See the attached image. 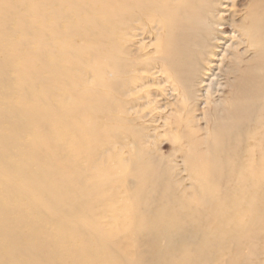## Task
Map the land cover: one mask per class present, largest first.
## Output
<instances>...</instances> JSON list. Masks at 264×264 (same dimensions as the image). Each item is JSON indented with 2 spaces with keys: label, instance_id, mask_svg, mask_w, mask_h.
I'll list each match as a JSON object with an SVG mask.
<instances>
[{
  "label": "bare ground",
  "instance_id": "6f19581e",
  "mask_svg": "<svg viewBox=\"0 0 264 264\" xmlns=\"http://www.w3.org/2000/svg\"><path fill=\"white\" fill-rule=\"evenodd\" d=\"M83 2L62 3L76 8L73 30L60 34L82 44L67 47L69 60L42 65L46 83L34 88L32 73L23 83L44 108L16 111L30 126L22 132L37 127L36 140L7 178H21L41 208L55 206L78 224L84 241L115 243L133 230L131 217L141 207H169L166 230L176 252L152 251L149 264H211L214 249L232 242L255 261L264 253V0ZM76 15L88 18L78 23ZM13 138L1 141L3 151ZM165 142L168 156L158 154ZM33 151L46 154L34 159L43 165L38 172ZM48 154L58 160L51 163ZM183 175L191 177L187 187ZM105 178L115 180L100 184ZM128 179L136 188L118 203L114 195ZM155 234L158 240L162 228ZM6 237L8 250L20 253L16 263H54H42L51 250L47 239L33 248ZM128 251L117 254L143 264V255Z\"/></svg>",
  "mask_w": 264,
  "mask_h": 264
},
{
  "label": "rangeland",
  "instance_id": "374dc122",
  "mask_svg": "<svg viewBox=\"0 0 264 264\" xmlns=\"http://www.w3.org/2000/svg\"><path fill=\"white\" fill-rule=\"evenodd\" d=\"M66 1H0V254L3 256L0 259V264H24V262L16 263L21 258L19 251L8 250L7 244L10 242V238L6 237L7 233L25 240L26 244H31L33 248L36 247L38 241L47 239L51 250L42 258V263L54 261L53 264H126L125 256L122 258L118 256L117 252L129 248L128 252L131 256L137 258V256L143 255L142 263L149 264L153 260L152 251L165 252V256L176 252L171 246L175 242H171L172 236L166 230L169 224L164 213L171 210L169 207L160 209L148 205L141 207L139 215L131 217L133 230L120 234L118 236L120 239L115 243L102 241L97 236L84 241L82 235L78 234L80 229L78 224L55 211V206L50 205L47 210L41 208L38 204L39 196L37 193L30 194V190H25L21 185V178L18 180L7 178V176L10 177L7 174H12L14 170L22 166L23 157H26V152L35 144L36 140L37 127L31 128L28 132H22L24 128L27 130L26 127L30 128V126L27 123H24L25 126L21 125L23 123L18 117V108L20 107L26 113L31 110L37 112L44 108L42 99L37 98L38 95H31V98L26 96L27 92L23 83H29L27 77L31 73L33 76L30 83L34 84V88L38 87L37 83H46L49 71L42 70V65L51 67L63 58L69 60L71 57L68 55L69 52L67 53V47L82 44L78 36L66 39L60 35L73 30L74 22H72L71 13H74L76 5H72L75 7L74 9L72 6L62 5ZM15 2L17 3L15 4ZM86 2L93 4L92 0H86ZM86 2H83L82 6L86 5ZM86 18L88 16L76 15L75 20L82 23ZM89 36L93 35L89 34ZM62 64L64 65V63ZM12 134L14 135L11 141L12 147L8 151H3L1 141ZM38 135L40 139L45 138L43 130ZM163 138L167 139V137ZM164 144L166 142L160 147L161 151H158V154L163 153L168 156L172 151L168 146L163 148ZM150 148L156 152V147ZM45 156L46 154L42 151L31 152L32 160L30 162L32 161L31 163L34 165L32 167L34 172L41 171L43 167L41 162L35 164L34 159H41ZM10 158L13 159V163L3 166ZM49 160L53 163L58 158L49 156ZM51 178L54 177L51 176ZM181 179L183 187L191 184V177L188 175H183ZM112 180L115 179H101L100 184H108L107 181L112 182ZM135 188L136 183L133 180H126L124 189L114 195L116 202H125L127 191H132ZM105 197H110L109 192H106ZM4 201H7L8 206L3 204ZM105 211V207L96 209L97 213H105ZM34 218L38 221L32 222ZM102 220L104 219L102 218ZM159 228H162V235L159 234L160 238L156 240L154 233ZM97 229L103 230L104 224H100ZM147 229L151 230L152 235L147 232ZM241 247L243 246L238 247L235 242L229 243L226 248L218 246L214 249L211 264H220L222 261L225 264H264V253H261L253 261L249 259V250L246 247ZM37 248L41 252L46 251L45 246ZM170 248L171 252L167 253ZM177 255L178 253L172 259H175ZM29 264H39V262L31 261ZM198 264L207 263L199 261Z\"/></svg>",
  "mask_w": 264,
  "mask_h": 264
}]
</instances>
